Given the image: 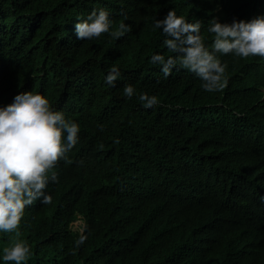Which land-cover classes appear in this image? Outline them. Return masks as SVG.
Here are the masks:
<instances>
[{
  "label": "trees",
  "instance_id": "1",
  "mask_svg": "<svg viewBox=\"0 0 264 264\" xmlns=\"http://www.w3.org/2000/svg\"><path fill=\"white\" fill-rule=\"evenodd\" d=\"M100 8L131 30L77 39V20ZM170 8L202 20L211 47L209 20H250L264 0H0V105L40 92L80 125L48 171L51 202L25 207L26 264H264V57L217 53V91L179 62L165 76L149 58L175 55L154 27ZM142 92L159 103L145 108ZM16 238L0 232V249Z\"/></svg>",
  "mask_w": 264,
  "mask_h": 264
},
{
  "label": "clouds",
  "instance_id": "2",
  "mask_svg": "<svg viewBox=\"0 0 264 264\" xmlns=\"http://www.w3.org/2000/svg\"><path fill=\"white\" fill-rule=\"evenodd\" d=\"M203 21H190L170 8L163 18L154 20V27L165 34L163 43L174 53L167 58L157 52L150 62L159 64L168 76L179 64L195 73L206 91L223 89L227 84L225 65L217 53H232L238 57H264V14L252 19L222 22L216 17L208 21L207 31L214 34L211 47L205 44L201 33ZM113 24L105 8L93 9L86 18L76 23L77 39L85 40L108 33L120 38L131 30V25ZM120 69L111 65L105 75L109 86H115ZM123 93L127 98L136 94L134 85L125 83ZM138 99L145 108L159 103L155 94L142 92ZM80 125L75 120L53 108L49 99L32 90L18 92L11 103L0 105V232L16 233V239L0 249V261L27 262L31 255L30 244L19 238L21 218L26 205L36 200L50 203L47 193L49 181L58 178L56 172L48 175L60 158L77 144ZM81 235L77 243H83Z\"/></svg>",
  "mask_w": 264,
  "mask_h": 264
},
{
  "label": "rangeland",
  "instance_id": "3",
  "mask_svg": "<svg viewBox=\"0 0 264 264\" xmlns=\"http://www.w3.org/2000/svg\"><path fill=\"white\" fill-rule=\"evenodd\" d=\"M73 228L74 229H80L81 228V222L80 221L75 222L74 225H73Z\"/></svg>",
  "mask_w": 264,
  "mask_h": 264
},
{
  "label": "bare ground",
  "instance_id": "4",
  "mask_svg": "<svg viewBox=\"0 0 264 264\" xmlns=\"http://www.w3.org/2000/svg\"><path fill=\"white\" fill-rule=\"evenodd\" d=\"M144 12V11H143ZM232 59V58H231ZM261 67V66H260ZM261 70H263V69H261ZM251 72V71H250ZM257 75V74H256ZM261 79V78H260ZM262 83V82H261ZM260 84V83H259ZM261 85H263V84H261ZM246 87V86H245Z\"/></svg>",
  "mask_w": 264,
  "mask_h": 264
}]
</instances>
